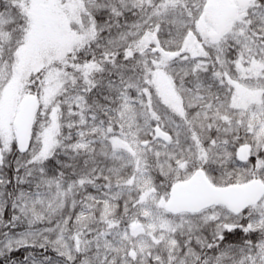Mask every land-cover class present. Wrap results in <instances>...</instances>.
I'll list each match as a JSON object with an SVG mask.
<instances>
[{
	"label": "snow or ice",
	"instance_id": "6c2138e0",
	"mask_svg": "<svg viewBox=\"0 0 264 264\" xmlns=\"http://www.w3.org/2000/svg\"><path fill=\"white\" fill-rule=\"evenodd\" d=\"M0 264H264V0H0Z\"/></svg>",
	"mask_w": 264,
	"mask_h": 264
}]
</instances>
